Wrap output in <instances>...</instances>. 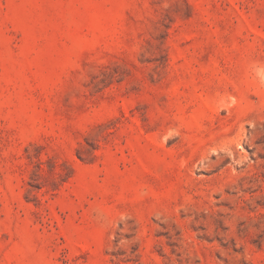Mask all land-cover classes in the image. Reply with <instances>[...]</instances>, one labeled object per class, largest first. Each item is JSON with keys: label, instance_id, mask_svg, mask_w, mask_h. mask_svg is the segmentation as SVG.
<instances>
[{"label": "rangeland", "instance_id": "374dc122", "mask_svg": "<svg viewBox=\"0 0 264 264\" xmlns=\"http://www.w3.org/2000/svg\"><path fill=\"white\" fill-rule=\"evenodd\" d=\"M0 264H264V0H0Z\"/></svg>", "mask_w": 264, "mask_h": 264}]
</instances>
